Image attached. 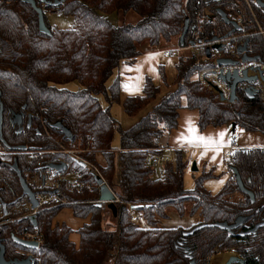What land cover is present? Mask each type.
<instances>
[{"label": "trees", "instance_id": "obj_1", "mask_svg": "<svg viewBox=\"0 0 264 264\" xmlns=\"http://www.w3.org/2000/svg\"><path fill=\"white\" fill-rule=\"evenodd\" d=\"M251 2L264 26V0ZM37 5L43 9L50 35L40 31L39 14L30 3L0 0L2 132L9 146H27L25 151L13 150L0 141L4 146L0 152V236L6 258L32 255L33 264H191L193 259L195 264H207L208 256L220 250L216 258L221 264L236 251L244 258L243 264H264V227L250 235L237 234L264 222L263 146L235 148L226 161L232 176L215 193L205 185V180L217 177L214 166L203 168L195 186L186 188L188 160L181 150L175 151L174 162L165 165L164 179H155L146 166L148 153H160L167 147L166 139L178 127L179 110L183 108L199 111L202 130L235 123L233 132L239 128L264 134V101L259 96L249 97L239 91L236 101L226 102L197 79L202 69L216 63L214 58L196 52L195 47L228 34L233 25L222 20L218 9L227 15L247 14L244 0H65L56 6L37 0ZM112 11L125 15L135 11L140 20L118 25L108 17ZM48 12L70 15L72 25L61 28L50 24ZM186 19L189 28L182 43ZM246 22L247 51L263 60L264 37L254 32L249 20ZM239 33L235 30L232 35ZM174 38L183 47L194 48L191 54L178 58L173 80L176 88L164 94L138 122L123 128L111 107L121 103L125 113L137 115L158 99L161 86L146 76L142 94L122 100L120 77L110 86L108 80L121 64L137 62L144 42L157 47ZM159 68L163 83L168 84L166 68L163 64ZM74 80L82 86L79 90L66 87ZM14 111H23L26 116L30 113L31 125L24 124L18 131L11 121ZM58 121L71 130V140L51 126ZM117 133L121 143L116 148L113 141ZM99 156L104 158L103 164ZM74 157L86 166H80ZM15 162L30 189V174L34 176L45 165L59 162L81 170L88 188L81 192L64 189L68 203L40 207L35 224L27 215L28 198L13 168ZM234 168L246 189L253 192L254 202L240 189ZM98 177L119 198L115 210L108 202L98 205ZM66 208L88 222L76 229L60 223L58 216ZM169 209L181 216L199 215L200 220L189 227H161V220L170 216ZM131 210L142 220L132 221ZM239 216L247 219L233 234L207 225L223 221L232 224ZM200 224L206 226L185 235ZM28 232L42 236L39 249L12 239ZM222 256L221 261L218 258Z\"/></svg>", "mask_w": 264, "mask_h": 264}, {"label": "built area", "instance_id": "obj_2", "mask_svg": "<svg viewBox=\"0 0 264 264\" xmlns=\"http://www.w3.org/2000/svg\"><path fill=\"white\" fill-rule=\"evenodd\" d=\"M244 2L245 7L247 8V14L243 13L238 15L235 13H230L228 15V18L242 27V30L239 31L241 33L234 35L231 34L229 37H219L215 41L212 40L209 42H201L195 47L196 52L204 54V58H209L206 52V50L209 48L210 52H212L210 58H215L216 63L215 66L202 69L197 75L198 81L212 90L220 98L223 97V101L226 102H230L232 96V81L225 80L223 77L228 74L231 75L235 71H237L240 77L245 75L248 77H255V80L253 81L245 80L240 82L237 86V95L240 96L239 91L244 92L247 87H251L256 91L255 95L259 96L260 99L264 101V59L262 60L260 57H258L256 60L252 59L249 61L246 60L244 62V53L238 51V47L244 44L245 38L248 35V33L245 32L247 27L246 20H249L252 25H254V32L256 34H260L264 37V26L262 22H260L253 3L251 0H244ZM217 44L220 45V47L215 46ZM165 54L171 55L170 52H165ZM247 54L251 57H255L250 55L248 51ZM219 58H225L229 60L232 59L234 62L230 64H217V59ZM238 143L239 139L237 135H234L233 144L228 147L226 157L232 158L231 153L235 148L239 147ZM146 156V166H148L151 171H153V177L158 180L165 178V165L168 162H174L176 157L174 149L169 147L162 148L160 153L150 152ZM38 165L42 166L43 164L42 162H39ZM47 165L37 172L39 176L41 175L42 180L39 182V184L34 183L33 188L35 198L39 203V207L34 209L32 208V204L28 202V208L30 209V213L27 214L28 216H31V214H36L40 207H44L46 205L60 206L67 204L68 200L64 195L63 189H67L70 192H81L88 188V184L84 178V173H82L81 170H79L76 166H71L67 163V168L64 171L58 172L48 168ZM118 201L119 198L116 195V202ZM129 207L132 209L131 204H129ZM130 215L132 221L139 222L142 220V216L134 210H131ZM23 238L28 241H37L39 245L42 242L41 237H38V234L34 232L26 233ZM217 252L219 251L216 250L215 253ZM210 259L211 256H208V264H210Z\"/></svg>", "mask_w": 264, "mask_h": 264}, {"label": "rangeland", "instance_id": "obj_3", "mask_svg": "<svg viewBox=\"0 0 264 264\" xmlns=\"http://www.w3.org/2000/svg\"><path fill=\"white\" fill-rule=\"evenodd\" d=\"M108 17L112 23L114 22L115 24L118 25H123L127 23L136 24L140 20V16L135 11H129L126 15L123 13L112 11V13L108 14ZM47 19L50 24L52 25L56 24L61 28H69L73 22V18L70 15L69 16L61 15L55 12L54 13L48 12ZM141 50L143 53L142 56L138 58L137 62L133 64L123 63L119 67H117L115 69L114 75L108 80L107 85L110 86L114 81L115 77L119 76L120 84L122 87L121 99L124 100V98H126L129 95H141L145 84L144 83L145 77L150 76L153 79V82L156 83V85L161 86V92L159 93L157 100L150 103L137 115L129 116L127 113L124 112L121 103H115L111 107V113L115 116V118H118L123 128H129L131 125L138 122L143 116H145L146 113H148V111L152 108L154 104L159 102V100L162 98L164 94L168 92H172L176 88V85L173 83V80L177 72L175 65L178 61V58L182 55L191 54L194 48L192 45L183 47L182 45H180L179 39L174 38L170 43L163 42L161 45L157 47H151L147 42H144L141 46ZM165 52H170L171 55H166ZM160 64H163L164 67L166 68L168 84L163 83V80L160 75V68H159ZM66 87L70 90H79L82 86L78 83V81L74 80L66 84ZM100 99L103 105L106 106L107 102L105 101V99H103L102 96H100ZM240 131L241 129L238 128L236 131L231 133V136L233 137L234 134H238ZM113 143L116 148L120 146L121 142H120L119 133L116 134ZM67 152L70 154L74 153L72 151H67ZM98 158L100 160V163L103 164L104 158H102L101 156H99ZM227 159L228 157H226V160ZM192 161L191 164H188L184 176V184L187 189H191L195 186V178L202 173V170L194 171L192 169V165H193ZM96 170H98L97 167ZM216 172H217V177L205 180L206 187L214 193L218 192L225 185V182L231 177V172L227 164L225 165V167L219 168ZM33 174L34 176L33 175L31 176V174L29 176H30V182H32V186L34 188V183L39 184V182H41L42 180V177L41 175L39 176V174L37 173H33ZM64 214L67 213H63V214L60 213V217L62 215L65 217L66 215ZM168 214H170L168 218H163V220H161V224H160L161 227H177V226L189 227L190 225H192V223L198 222L200 220L199 215L181 216L179 213L174 212L172 209L168 210ZM62 222H66V221H62ZM34 233L38 234V237H41L42 239V236H40L38 232H34ZM76 238H78L77 235L75 236L74 240H76ZM218 253L219 252L209 255L211 256V259L209 260L210 264H219V260H217L216 258ZM236 255L241 256L237 251H236ZM223 258L224 257L222 256V258H218V259H221L222 261ZM206 263L208 264L207 260Z\"/></svg>", "mask_w": 264, "mask_h": 264}, {"label": "water", "instance_id": "obj_4", "mask_svg": "<svg viewBox=\"0 0 264 264\" xmlns=\"http://www.w3.org/2000/svg\"><path fill=\"white\" fill-rule=\"evenodd\" d=\"M24 2H28L32 5V7L34 8V10L37 12V14H39V29L41 32L50 35L51 34V30L50 28H48L47 24H46V20H45V14L43 13V9L41 6L37 5V0H23ZM41 2L45 3V4H50L52 6H56V5H60L62 4L65 0H54V2L50 1V0H40ZM260 2V0H258ZM218 13L220 14L222 20L227 23V24H232L233 28L229 31L228 34H226L224 37H229V35H231L235 30L237 31H241L242 27L240 25H238L236 22H234L233 20H231L230 18H228L227 13L223 10V9H218ZM189 20L186 19L185 21V30L183 32V34L181 35L180 39L181 42H184V36L186 35L188 28H189V24H188ZM219 37H215L214 41L216 39H218ZM248 43L249 40H245L244 44L238 47V51L241 53H244L243 56V61L245 62L246 60H256L258 57H251L247 54V47H248ZM193 45H195L194 42H192ZM217 47H220V45H215ZM207 52V56L210 58L212 55V52H210V49L208 48L206 50ZM234 61L232 59H225V58H219L217 59V64H230L233 63ZM223 79L225 80H231L232 81V85H231V99L230 102H234L238 99V95H237V86L240 82H243L245 80H249V81H253L255 80V77H248V76H243L240 77L237 73V71H235L233 74H228L226 76L223 77ZM245 95H248L249 97H255L256 95V91L254 89H252L251 87H247L244 91ZM0 96H1V90H0ZM224 98L222 97L221 100H223ZM3 111H4V104L0 101V141L3 143L4 146L11 148L13 150H19V151H25L27 149L26 145H16L15 147L9 146L8 143L6 142V140L4 139V135L2 132V127H3V121H4V117H3ZM29 119H28V123L27 126L29 127L31 125V121H32V116L31 114L28 115ZM13 120L12 122H16L19 125L18 131H21L23 129V126L21 125L23 123V113H15L13 114ZM233 124V130L236 129L237 124L232 123ZM52 127L56 128V129H60L62 130V132L65 134V136H67L70 140L72 139V132L71 130H69L66 126L63 125V123L61 121H58L54 124L51 125ZM75 158V157H74ZM76 162L82 166L85 167L86 164L79 160L78 158H75ZM48 168L52 169V170H56V171H64L67 168V163L66 162H59V163H50L47 165ZM14 170H16L17 174L20 177V182H21V186L23 189V195L26 196L28 198V201L30 202V204H32V208H38L39 207V203L37 202L36 198H35V194L33 189H30L29 185L27 184L24 176L22 175V173L20 172L19 168H18V164L17 162L14 163L13 165ZM192 169L198 171L197 169V164L196 162H193L192 165ZM234 176L236 178V182H238L240 189L242 190V192H244L245 194H247L249 197H251V200L254 202L255 201V196L253 194L252 191L246 189V187L244 186V183L242 182L241 176L239 174V171L234 168ZM98 180V184L100 187V195H99V202L98 205L102 206L104 204V202H108L109 205L115 210V202H116V194L114 193V191L110 188V186H108L101 178H97ZM4 209H6V205L4 204ZM134 207V206H133ZM132 207V209H133ZM31 220L34 221V223L36 222V214H32L30 216ZM247 219V217L245 216H239L238 218H236L235 222L232 224H229L225 221L223 222H218V223H212V224H207L209 226H215L218 228H222V229H226L229 231V233L233 234L234 230L238 227H240L244 221ZM36 224V223H35ZM204 224H200L197 225L195 227L192 228V230L186 231L185 235H192V233H194L196 230L203 228ZM264 227V222H260L257 223L256 225H254V227H250V228H246L245 230H241L240 232H238L237 234L239 236H246V235H250L252 233H256L258 229ZM4 238H2L0 236V264H33L35 263V257L30 255L27 258L24 259H7L6 258V248H5V244H4ZM12 239L18 244H21L25 247H28L30 249H39V244L37 241H28L26 239H24L23 237L20 236H16L13 235ZM243 264L244 263V258L239 256V255H234L232 257H230L226 264ZM191 264H195V260L193 259L191 261Z\"/></svg>", "mask_w": 264, "mask_h": 264}, {"label": "crops", "instance_id": "obj_5", "mask_svg": "<svg viewBox=\"0 0 264 264\" xmlns=\"http://www.w3.org/2000/svg\"><path fill=\"white\" fill-rule=\"evenodd\" d=\"M179 111L178 127L166 139L167 147L173 148L174 151L181 150L188 160V164H191L192 160L196 162L198 171L203 170L205 167L214 166L216 171L225 167L227 164L226 152L228 147L233 144V137L231 136L233 125L209 126L202 130L198 125L199 111L189 108H183ZM221 133L224 135L221 136ZM234 135H237L239 139V147H264V134L240 131ZM2 151H4V146L0 142V152ZM60 213L67 214H64L65 217L63 215L60 217L59 214L57 220L60 223L66 221L74 229L88 222V220L74 217L71 209L66 208Z\"/></svg>", "mask_w": 264, "mask_h": 264}, {"label": "flooded vegetation", "instance_id": "obj_6", "mask_svg": "<svg viewBox=\"0 0 264 264\" xmlns=\"http://www.w3.org/2000/svg\"><path fill=\"white\" fill-rule=\"evenodd\" d=\"M15 113H23V123L21 124L22 126H24V124H26L27 125V123H28V119H29V114L26 116V114L23 112V111H18V112H16V111H14ZM14 112H12V115H11V121L13 120V114H14ZM4 122V121H3ZM13 123V122H12ZM13 124H16L17 126H18V128H19V125L16 123V122H14ZM2 129H3V127H2ZM238 264V263H237Z\"/></svg>", "mask_w": 264, "mask_h": 264}, {"label": "snow or ice", "instance_id": "obj_7", "mask_svg": "<svg viewBox=\"0 0 264 264\" xmlns=\"http://www.w3.org/2000/svg\"><path fill=\"white\" fill-rule=\"evenodd\" d=\"M220 135H221V136H223L224 134H223V133H221Z\"/></svg>", "mask_w": 264, "mask_h": 264}, {"label": "bare ground", "instance_id": "obj_8", "mask_svg": "<svg viewBox=\"0 0 264 264\" xmlns=\"http://www.w3.org/2000/svg\"><path fill=\"white\" fill-rule=\"evenodd\" d=\"M219 264H220V260H219Z\"/></svg>", "mask_w": 264, "mask_h": 264}]
</instances>
